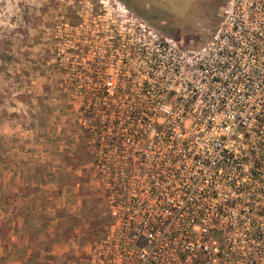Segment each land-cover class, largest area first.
I'll return each mask as SVG.
<instances>
[{"label": "built area", "instance_id": "2783aa9c", "mask_svg": "<svg viewBox=\"0 0 264 264\" xmlns=\"http://www.w3.org/2000/svg\"><path fill=\"white\" fill-rule=\"evenodd\" d=\"M51 22L70 148L111 217L85 264H264V0H226L195 48L122 0H59Z\"/></svg>", "mask_w": 264, "mask_h": 264}, {"label": "rangeland", "instance_id": "374dc122", "mask_svg": "<svg viewBox=\"0 0 264 264\" xmlns=\"http://www.w3.org/2000/svg\"><path fill=\"white\" fill-rule=\"evenodd\" d=\"M122 1L161 35L173 38L185 48H195L211 38L220 23L226 0ZM58 7L59 0H0V85L3 88L0 105L13 110L15 103L11 94L15 90L10 88L20 81V76L28 85V77L32 73L39 74L42 78L39 83L52 101L43 102L44 110L39 118L61 119L56 125L60 130V135H56L60 141L58 154L62 156L67 152L70 156L66 162L55 165L56 169L49 176L54 180L51 194L54 201L51 214L54 215L50 217L42 212V221L34 226L38 230L36 237L19 241L28 246L26 251L11 252L4 264H85L110 223L103 192L88 169L83 168L90 160L85 141L80 139L76 147L70 148L74 143L72 139L80 137L81 133L69 115L66 96L59 91V74L55 69L50 72L48 66L52 51L47 29ZM43 77L54 83H51L52 91ZM6 112L3 120H14L13 114H18ZM10 156L0 158V168L3 164L14 166ZM60 180H64L62 186Z\"/></svg>", "mask_w": 264, "mask_h": 264}, {"label": "crops", "instance_id": "0c3cea01", "mask_svg": "<svg viewBox=\"0 0 264 264\" xmlns=\"http://www.w3.org/2000/svg\"><path fill=\"white\" fill-rule=\"evenodd\" d=\"M21 79L23 76L10 88L15 90L11 94L15 103L13 110L0 105V158L11 155L10 159L14 160L13 167L3 164L4 167L0 168V264L7 262L5 259L11 252L26 251L28 246L19 244V241L36 237L38 230L34 226L42 221V212L50 217L54 215L51 214L54 180L49 176L56 169L55 165L70 157L67 152L62 156L58 154L60 141L56 135H60V130L56 125L61 119L39 118L44 110L43 102H52L46 88L39 83L42 78L32 73L28 85ZM51 83L47 80L52 91L54 86ZM2 89L0 85V91ZM62 103L65 104L64 99ZM9 110L18 114H13L14 120H3Z\"/></svg>", "mask_w": 264, "mask_h": 264}, {"label": "trees", "instance_id": "16d2710c", "mask_svg": "<svg viewBox=\"0 0 264 264\" xmlns=\"http://www.w3.org/2000/svg\"><path fill=\"white\" fill-rule=\"evenodd\" d=\"M60 182H61V186H62V184H64V180H60ZM105 198V197H104ZM105 202H106V199H105ZM106 205H107V202H106ZM107 210H108V206H107ZM108 215H109V212H108ZM109 219H110V222H111V217H110V215H109ZM109 225H110V223H109Z\"/></svg>", "mask_w": 264, "mask_h": 264}]
</instances>
